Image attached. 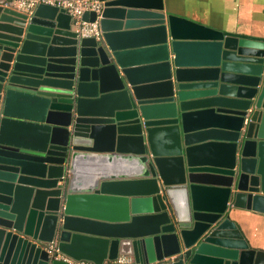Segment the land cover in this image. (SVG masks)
Segmentation results:
<instances>
[{
  "label": "water",
  "instance_id": "obj_1",
  "mask_svg": "<svg viewBox=\"0 0 264 264\" xmlns=\"http://www.w3.org/2000/svg\"><path fill=\"white\" fill-rule=\"evenodd\" d=\"M102 1L96 39L0 0V264H264L231 218L264 212V38Z\"/></svg>",
  "mask_w": 264,
  "mask_h": 264
},
{
  "label": "crops",
  "instance_id": "obj_2",
  "mask_svg": "<svg viewBox=\"0 0 264 264\" xmlns=\"http://www.w3.org/2000/svg\"><path fill=\"white\" fill-rule=\"evenodd\" d=\"M17 1L15 0L16 4ZM164 4L167 13L188 17L214 29L264 38V0H164ZM121 21L125 25L126 19ZM72 26L74 28L73 23ZM145 27L149 25L121 29L140 30ZM117 40L127 41L125 46L129 48L134 47L135 44L144 45L147 39L145 34L139 33L120 36ZM231 218L250 246L264 251V212L233 209Z\"/></svg>",
  "mask_w": 264,
  "mask_h": 264
},
{
  "label": "built area",
  "instance_id": "obj_3",
  "mask_svg": "<svg viewBox=\"0 0 264 264\" xmlns=\"http://www.w3.org/2000/svg\"><path fill=\"white\" fill-rule=\"evenodd\" d=\"M17 5L22 9H32L39 3H47L56 5L66 11L72 16L74 29L81 37H95L100 39L102 37V30L100 26V18L103 10L102 0H18ZM85 12H95V20H85L83 15ZM47 250L51 253L53 259L66 262L67 264H96L90 260L75 259L58 248L56 242L48 244ZM117 264H135L134 258L130 255H120L116 259ZM104 264H109L104 263Z\"/></svg>",
  "mask_w": 264,
  "mask_h": 264
}]
</instances>
